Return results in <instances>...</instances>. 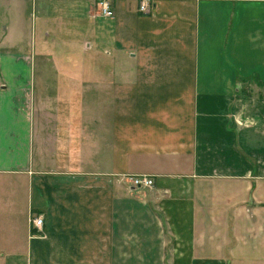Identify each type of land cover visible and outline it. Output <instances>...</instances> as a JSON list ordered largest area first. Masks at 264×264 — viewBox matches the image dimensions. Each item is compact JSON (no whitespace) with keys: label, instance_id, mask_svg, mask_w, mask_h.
I'll return each instance as SVG.
<instances>
[{"label":"crops","instance_id":"0c3cea01","mask_svg":"<svg viewBox=\"0 0 264 264\" xmlns=\"http://www.w3.org/2000/svg\"><path fill=\"white\" fill-rule=\"evenodd\" d=\"M43 1L36 57L0 27V264H264V0Z\"/></svg>","mask_w":264,"mask_h":264},{"label":"rangeland","instance_id":"374dc122","mask_svg":"<svg viewBox=\"0 0 264 264\" xmlns=\"http://www.w3.org/2000/svg\"><path fill=\"white\" fill-rule=\"evenodd\" d=\"M43 0H0V27L6 26L11 27L12 45H16L19 39V46L13 47L10 52L13 54L22 53L23 50H31L33 56H37L38 53V37L41 31V22L43 16ZM64 6L65 11L60 12L59 9ZM55 5L52 4V8ZM57 18V26H59L60 31L57 32L60 40L72 41L75 40V35L81 36L84 31L79 29H72L73 26L80 27L79 25H84L85 18L82 20H73L66 11L65 5H57V14H54ZM37 69V58L36 67ZM51 68V67H50ZM38 80L36 79V86L38 87ZM38 93V90H37ZM38 95V94H37Z\"/></svg>","mask_w":264,"mask_h":264},{"label":"built area","instance_id":"2783aa9c","mask_svg":"<svg viewBox=\"0 0 264 264\" xmlns=\"http://www.w3.org/2000/svg\"><path fill=\"white\" fill-rule=\"evenodd\" d=\"M151 0H141L139 5V12L148 14L151 11ZM98 8L100 13L106 17L111 18L113 16L112 6L110 0H99ZM127 182L133 189H149L153 186V180L148 176H132L127 177ZM31 229L37 233L43 232V217L40 214H34L30 219Z\"/></svg>","mask_w":264,"mask_h":264}]
</instances>
